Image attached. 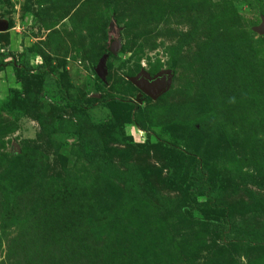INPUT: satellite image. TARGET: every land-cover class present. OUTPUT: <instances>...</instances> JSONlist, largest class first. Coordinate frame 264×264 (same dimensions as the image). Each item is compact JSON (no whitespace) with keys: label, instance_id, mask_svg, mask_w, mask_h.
<instances>
[{"label":"rangeland","instance_id":"rangeland-1","mask_svg":"<svg viewBox=\"0 0 264 264\" xmlns=\"http://www.w3.org/2000/svg\"><path fill=\"white\" fill-rule=\"evenodd\" d=\"M263 19L264 0H0V264H264ZM161 74L137 102L130 79Z\"/></svg>","mask_w":264,"mask_h":264},{"label":"water","instance_id":"water-1","mask_svg":"<svg viewBox=\"0 0 264 264\" xmlns=\"http://www.w3.org/2000/svg\"><path fill=\"white\" fill-rule=\"evenodd\" d=\"M114 29L110 31V35L113 37L111 42L110 51L117 52L121 47V40L116 38L117 36V28L113 25ZM7 25L0 21V31L6 30ZM259 33H264V19L259 27L256 28ZM99 72V71H98ZM99 74V73H98ZM130 81L140 90L138 93V97L136 99L137 102L141 103L142 94L146 95L150 98H155L167 87V75L161 74L153 79H148L147 77L141 75L136 78H131Z\"/></svg>","mask_w":264,"mask_h":264},{"label":"trees","instance_id":"trees-1","mask_svg":"<svg viewBox=\"0 0 264 264\" xmlns=\"http://www.w3.org/2000/svg\"><path fill=\"white\" fill-rule=\"evenodd\" d=\"M110 16H111V18L113 16L112 10L110 11ZM0 54H1L0 55L1 57L4 56L3 53H0ZM1 57H0V59H1ZM7 65H10V63H3L2 61H0V70H2ZM26 103H27L26 106L29 109L30 108L29 102L27 101ZM61 124L62 125H60L58 127L59 130H63V131H67V132L76 131V127H75L74 123L72 121H70V120H63L61 122ZM115 140H117L119 142H123L124 139L122 137V134L121 133L120 134H116L115 135ZM139 145L144 146V147L147 146V144H145V143H141ZM173 170L175 171V172H173V174L177 178V180H181L182 179V175L180 174V171H178L176 168L173 169ZM103 171L106 172V173H110V170L107 167V160H105L104 163H103ZM182 182H183V180H182ZM127 186L130 189H133L135 191H139V188H140L138 183L136 182V180L132 176H128V178H127ZM202 186H203L204 194L207 197V199L212 200L213 198H215L217 196V194H218L217 190L218 189L213 185V183L211 182L210 179H204Z\"/></svg>","mask_w":264,"mask_h":264},{"label":"flooded vegetation","instance_id":"flooded-vegetation-1","mask_svg":"<svg viewBox=\"0 0 264 264\" xmlns=\"http://www.w3.org/2000/svg\"><path fill=\"white\" fill-rule=\"evenodd\" d=\"M146 97H148V96H146V95H143V94H142V96H141V98H142V99H144V98H146Z\"/></svg>","mask_w":264,"mask_h":264}]
</instances>
